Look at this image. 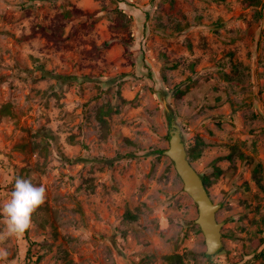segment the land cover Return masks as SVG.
<instances>
[{"label": "rangeland", "instance_id": "rangeland-1", "mask_svg": "<svg viewBox=\"0 0 264 264\" xmlns=\"http://www.w3.org/2000/svg\"><path fill=\"white\" fill-rule=\"evenodd\" d=\"M75 8L84 14L65 19L61 40L23 37ZM120 9L129 18L118 26ZM166 104L186 149L205 142L191 163L220 204L214 255L157 153ZM103 105L114 109L104 137ZM16 177L43 185L46 200L30 230L0 242V264H169L173 253L183 264H264L253 260L264 248V0H0V205Z\"/></svg>", "mask_w": 264, "mask_h": 264}, {"label": "water", "instance_id": "water-1", "mask_svg": "<svg viewBox=\"0 0 264 264\" xmlns=\"http://www.w3.org/2000/svg\"><path fill=\"white\" fill-rule=\"evenodd\" d=\"M166 105L171 116L168 121V146L163 150V154L173 163V167L182 181L183 190L196 204L197 217L194 219V223L199 227L204 237L205 254L214 255L223 245L222 222L216 218L220 204L213 202L203 183L202 176L189 160L181 127L175 120L171 107Z\"/></svg>", "mask_w": 264, "mask_h": 264}, {"label": "trees", "instance_id": "trees-1", "mask_svg": "<svg viewBox=\"0 0 264 264\" xmlns=\"http://www.w3.org/2000/svg\"><path fill=\"white\" fill-rule=\"evenodd\" d=\"M250 1L253 4L259 3V0H250ZM83 12L84 11L75 8V9H71V10H65L61 13H57L55 18H54L55 21L53 22V25L51 27H49V28H51V32L47 31L46 27L38 25L36 27V29L33 28L29 34H26L23 37H32L38 30L39 32L47 34L49 37L53 38L54 41L61 40V38H62L61 35L63 33V28L65 25L64 24L65 19L72 17V16H75V17L81 16L82 14H84ZM117 12H118V20L117 21L119 23L118 26H121V25L125 24V22L127 21V19L129 17H126L125 13L121 9L117 10ZM234 69L236 72L237 67L234 66ZM224 76H226V75H224ZM227 77H229V76H227ZM183 94H184V90L177 89L174 96H176L177 98H181L183 96ZM2 111L6 114H12L11 110H10V104H5L3 106ZM113 111H114V109L112 106H110V105L104 106L103 105V106L99 107V110L97 112L98 113L97 118H98L99 123H100L101 132H103L102 133L103 137L105 136L106 131H107V127H108V122L105 119V117L107 115L111 114ZM38 135H40L42 137L41 142L40 143L37 142L34 144L36 146H38L40 148V150L42 151L43 149H45V145H43V141H45V138L48 136V131L45 129L44 130H38L34 133V138ZM204 146H205V142L201 138L196 137L194 144L187 148L189 160L192 161V160L199 158L201 153H202ZM163 150L164 149H160L157 151V153L159 155H163ZM236 152H237V146L232 145L230 147V153H229L228 157L231 158V156ZM171 164H173V163L171 162ZM215 171H217V174H218L220 172V169L215 166ZM202 180H203L205 187L207 188L208 183H209L208 178L206 176H202ZM126 216H129L130 218H135V215L131 214V212H129V211H127ZM198 230H199V228H198ZM261 242H264V240H261ZM183 256H184V254L173 253V254L165 255L163 257V259L165 261L169 262V264H183V260H182ZM259 258H264V248L261 249L260 252L253 254V260H256ZM28 259H30V257H28ZM247 264H250V262H247Z\"/></svg>", "mask_w": 264, "mask_h": 264}, {"label": "clouds", "instance_id": "clouds-1", "mask_svg": "<svg viewBox=\"0 0 264 264\" xmlns=\"http://www.w3.org/2000/svg\"><path fill=\"white\" fill-rule=\"evenodd\" d=\"M46 188L37 186L31 179L16 177L10 198L0 205V216L4 229L0 231V242L23 236L33 227V213L44 204ZM9 256L6 248L0 247V262Z\"/></svg>", "mask_w": 264, "mask_h": 264}]
</instances>
